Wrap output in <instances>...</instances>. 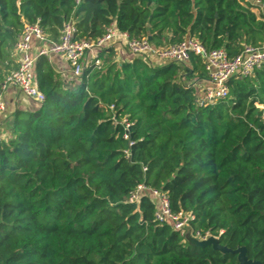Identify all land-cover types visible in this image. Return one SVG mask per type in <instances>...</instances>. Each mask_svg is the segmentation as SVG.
I'll use <instances>...</instances> for the list:
<instances>
[{"label":"trees","instance_id":"16d2710c","mask_svg":"<svg viewBox=\"0 0 264 264\" xmlns=\"http://www.w3.org/2000/svg\"><path fill=\"white\" fill-rule=\"evenodd\" d=\"M71 21L78 40L115 26L158 46L193 37L230 58L264 43V12L243 0H0V83L18 67L26 24L59 41ZM100 57L68 82L37 58L45 99L16 110L0 141V264H239L160 224L149 191L130 202L142 184L194 215V232L264 264V65L198 105L199 55L159 66L118 61L113 48ZM111 105L128 115L132 145Z\"/></svg>","mask_w":264,"mask_h":264},{"label":"built area","instance_id":"2783aa9c","mask_svg":"<svg viewBox=\"0 0 264 264\" xmlns=\"http://www.w3.org/2000/svg\"><path fill=\"white\" fill-rule=\"evenodd\" d=\"M259 7L264 12V0H243ZM77 28L71 21L63 29L59 41L49 38L38 23L26 24L16 45L18 67L8 74L0 83V112L5 111L4 93L10 86H16L29 99L41 103L45 94L40 90L35 66L40 56L49 57L51 54L62 55L70 64L75 77H80L89 62L101 68L103 60L100 54L103 50L121 44L129 50L132 56H141L147 62L156 61L183 63L189 60L191 54L204 59L205 70L208 74L206 84L196 85V101L198 105L214 104L228 95L227 82L234 76H249L256 69L264 65V43L260 45H245L242 52L230 58L223 48L209 49L198 39L190 37L169 46L155 45L149 38H132L127 32L119 31L115 26L108 28L106 34L97 41L78 40ZM36 39L41 43L37 55L32 52V43ZM111 119L124 129V138L130 140L131 121L128 115H117L114 105L109 106ZM3 136L0 133V141ZM134 142L130 140V145ZM129 155V151H126ZM145 169V168H144ZM149 191L157 204L155 218L160 224H170L185 237L191 229V234L199 240L207 239L209 234L203 236L194 232L191 221L194 215L173 213L167 193L149 189L139 185L131 194L130 202L138 203L141 195Z\"/></svg>","mask_w":264,"mask_h":264},{"label":"crops","instance_id":"0c3cea01","mask_svg":"<svg viewBox=\"0 0 264 264\" xmlns=\"http://www.w3.org/2000/svg\"><path fill=\"white\" fill-rule=\"evenodd\" d=\"M40 46L41 43L34 39L32 43V52L34 55H37ZM111 48H113L116 52L115 58L118 61H126L133 57L127 47L121 44L115 45ZM48 58L54 71L60 74L66 82L71 81L75 77L72 73L69 62L62 55L53 53ZM163 63L164 62L156 61L154 65L159 66L163 65ZM206 83L207 80L200 81V84ZM4 101L6 109L5 111L0 112V133L2 134L3 138L6 139L11 133L10 125L14 121L15 111L33 110L38 108L39 104L26 97L16 86H10L6 89L4 93Z\"/></svg>","mask_w":264,"mask_h":264},{"label":"water","instance_id":"95a60500","mask_svg":"<svg viewBox=\"0 0 264 264\" xmlns=\"http://www.w3.org/2000/svg\"><path fill=\"white\" fill-rule=\"evenodd\" d=\"M149 39L151 40L152 38L149 37ZM185 239L189 242V244L193 246H197V247L211 246L214 250L222 254H228V253L236 254L239 264H263L259 260L250 259L247 255L246 247L241 246L233 250L227 247L226 245H223L220 242L219 238L216 236H209L207 239L199 240L194 236H192L191 229H189L185 233Z\"/></svg>","mask_w":264,"mask_h":264}]
</instances>
